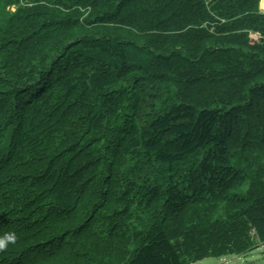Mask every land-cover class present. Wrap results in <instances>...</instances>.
<instances>
[{"label": "trees", "instance_id": "16d2710c", "mask_svg": "<svg viewBox=\"0 0 264 264\" xmlns=\"http://www.w3.org/2000/svg\"><path fill=\"white\" fill-rule=\"evenodd\" d=\"M258 1L0 0V237L17 236L0 264H191L264 243ZM179 81L222 85L219 103Z\"/></svg>", "mask_w": 264, "mask_h": 264}, {"label": "rangeland", "instance_id": "374dc122", "mask_svg": "<svg viewBox=\"0 0 264 264\" xmlns=\"http://www.w3.org/2000/svg\"><path fill=\"white\" fill-rule=\"evenodd\" d=\"M263 0L258 1L257 11L261 14H264V8L261 6ZM249 45L254 46L260 44L259 36L250 33ZM1 60V59H0ZM188 66V65H187ZM210 61H208L207 68L204 69L205 77L209 76L211 79L215 76H219V72H216L215 75L212 73ZM195 85H191L189 83H179L177 85H169L168 87L173 90V92L177 95H180L184 98L185 101L196 102L199 101L204 106L216 105L219 103L220 96V86L218 83L215 85H211L208 83H194ZM195 87V89H194ZM213 88V89H212ZM216 92L218 94H216ZM233 95V94H232ZM222 101V100H221ZM133 112V111H132ZM130 113L129 116H135L134 113ZM238 144L235 140H231V148L230 151L233 155L237 156L238 152ZM243 190V188H242ZM26 193V192H23ZM191 264H264V243H259L255 249L251 250L248 253L241 255H225L217 258H207L201 260L199 262H193Z\"/></svg>", "mask_w": 264, "mask_h": 264}, {"label": "clouds", "instance_id": "9594fccd", "mask_svg": "<svg viewBox=\"0 0 264 264\" xmlns=\"http://www.w3.org/2000/svg\"><path fill=\"white\" fill-rule=\"evenodd\" d=\"M17 236L15 233L6 234L5 237H0V250L7 247L9 243H15Z\"/></svg>", "mask_w": 264, "mask_h": 264}, {"label": "bare ground", "instance_id": "6f19581e", "mask_svg": "<svg viewBox=\"0 0 264 264\" xmlns=\"http://www.w3.org/2000/svg\"><path fill=\"white\" fill-rule=\"evenodd\" d=\"M261 6L264 8V0L262 1V4H261Z\"/></svg>", "mask_w": 264, "mask_h": 264}]
</instances>
